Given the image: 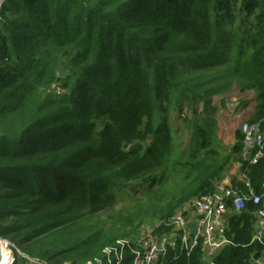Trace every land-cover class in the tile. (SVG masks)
Masks as SVG:
<instances>
[{
    "label": "trees",
    "instance_id": "1",
    "mask_svg": "<svg viewBox=\"0 0 264 264\" xmlns=\"http://www.w3.org/2000/svg\"><path fill=\"white\" fill-rule=\"evenodd\" d=\"M235 88L255 93L246 122H263L264 0H2L0 241L12 264H134L147 235L170 234L225 180L264 206V158L250 163L240 130L231 145L219 135ZM256 210L247 200L228 218L211 264L262 257ZM156 264L208 263L177 241Z\"/></svg>",
    "mask_w": 264,
    "mask_h": 264
},
{
    "label": "built area",
    "instance_id": "2",
    "mask_svg": "<svg viewBox=\"0 0 264 264\" xmlns=\"http://www.w3.org/2000/svg\"><path fill=\"white\" fill-rule=\"evenodd\" d=\"M239 130L243 136L245 154L250 153L251 164L257 163L259 159L264 158V121L253 124L243 122ZM252 152H254L253 155ZM246 184L249 187V183ZM247 200H251L257 206L252 242L264 244V206L258 207L261 203V196L256 195L251 189L247 195L241 194L224 182L223 185H218L214 193L195 200L187 215H176L172 219L173 228L170 234L161 237L147 235L142 241L143 244L141 243L143 252L141 249L135 252L134 264H156L158 256L164 255L167 248L173 247L177 241H179L181 250L187 254L201 246L204 261L211 264L218 250L230 243L224 236L228 218L239 213ZM1 242H4L5 250L10 251L8 242ZM125 243V241H120L117 244L122 248ZM116 248H114L115 251ZM110 252L108 250L107 254L109 255ZM10 253L12 254L11 251ZM263 256L264 254L252 264H258L264 260ZM93 264H100V262L96 261Z\"/></svg>",
    "mask_w": 264,
    "mask_h": 264
},
{
    "label": "rangeland",
    "instance_id": "3",
    "mask_svg": "<svg viewBox=\"0 0 264 264\" xmlns=\"http://www.w3.org/2000/svg\"><path fill=\"white\" fill-rule=\"evenodd\" d=\"M252 93H254V92L245 94V99H243L241 97L242 94L239 93V90L235 88L230 95H227L229 97L227 98L226 102H229V104H231L233 110H232V112L227 111V109L221 110L219 117H218V123L220 125L219 135L224 140V143L226 145L232 143V140L234 138L233 132L235 134V132L237 130H239L240 124L245 122L244 119H246L248 117L249 113L251 111H253V109L256 105L255 104L256 103V97H254L255 93L254 94H252ZM243 100H245L246 105L239 104ZM215 103L218 105L219 100L216 99ZM238 104H239V107H238ZM226 107L227 106L225 105L224 108H226ZM174 122H175V120H173V118H172L171 119V126H172L173 130L176 127L174 125ZM178 128L180 130L179 135H181V137H184V135H185V139H186L187 134L185 133V129H184L183 124L181 122L179 123ZM180 155L182 156L183 159H188V157L190 155L189 150L184 151ZM0 244H1V246H0L1 260L0 261L3 262L2 256H4V253L7 252L8 249L5 250V246L3 245L4 242H1ZM8 252H9V254H7L8 256H5V260H6L7 264H11V262L13 260L12 254L10 253V251H8ZM65 264H67V263H65ZM258 264H264V260L260 261Z\"/></svg>",
    "mask_w": 264,
    "mask_h": 264
},
{
    "label": "crops",
    "instance_id": "4",
    "mask_svg": "<svg viewBox=\"0 0 264 264\" xmlns=\"http://www.w3.org/2000/svg\"><path fill=\"white\" fill-rule=\"evenodd\" d=\"M251 113H252V111L249 113L248 117H247L246 119H244L245 122L248 121L249 117L251 116V115H250ZM232 143H233V140H232ZM232 143H231V144H232ZM231 144H228V145H231ZM224 182L227 183V180H225Z\"/></svg>",
    "mask_w": 264,
    "mask_h": 264
},
{
    "label": "bare ground",
    "instance_id": "5",
    "mask_svg": "<svg viewBox=\"0 0 264 264\" xmlns=\"http://www.w3.org/2000/svg\"><path fill=\"white\" fill-rule=\"evenodd\" d=\"M8 253H9L8 251L4 253V261H5V262H6V260H5V256H8V255H7Z\"/></svg>",
    "mask_w": 264,
    "mask_h": 264
},
{
    "label": "water",
    "instance_id": "6",
    "mask_svg": "<svg viewBox=\"0 0 264 264\" xmlns=\"http://www.w3.org/2000/svg\"><path fill=\"white\" fill-rule=\"evenodd\" d=\"M0 1H2V0H0Z\"/></svg>",
    "mask_w": 264,
    "mask_h": 264
}]
</instances>
